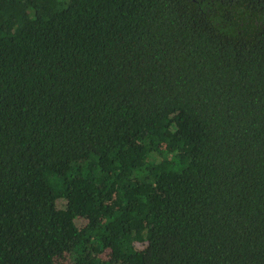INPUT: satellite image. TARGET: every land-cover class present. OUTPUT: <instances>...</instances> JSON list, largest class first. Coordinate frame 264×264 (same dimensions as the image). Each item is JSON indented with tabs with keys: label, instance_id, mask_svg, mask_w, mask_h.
Here are the masks:
<instances>
[{
	"label": "trees",
	"instance_id": "obj_1",
	"mask_svg": "<svg viewBox=\"0 0 264 264\" xmlns=\"http://www.w3.org/2000/svg\"><path fill=\"white\" fill-rule=\"evenodd\" d=\"M0 264H264V0H0Z\"/></svg>",
	"mask_w": 264,
	"mask_h": 264
}]
</instances>
